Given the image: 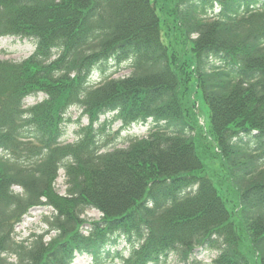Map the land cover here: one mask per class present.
Segmentation results:
<instances>
[{"label": "trees", "instance_id": "obj_1", "mask_svg": "<svg viewBox=\"0 0 264 264\" xmlns=\"http://www.w3.org/2000/svg\"><path fill=\"white\" fill-rule=\"evenodd\" d=\"M3 36L35 47L0 59V264H71L75 252L101 264L120 238L132 246L122 264H195L196 247L215 264H264V0H0ZM108 63L130 72L91 84ZM73 106L88 124L63 142ZM108 114L120 130L151 126L108 146ZM33 206L53 208L54 235L16 242ZM90 208L98 220L82 217Z\"/></svg>", "mask_w": 264, "mask_h": 264}, {"label": "rangeland", "instance_id": "obj_2", "mask_svg": "<svg viewBox=\"0 0 264 264\" xmlns=\"http://www.w3.org/2000/svg\"><path fill=\"white\" fill-rule=\"evenodd\" d=\"M34 49V45L30 41H26L24 39H18L15 37H1L0 38V58L1 59H9L20 61L31 54ZM178 50L181 52H186V58H189V51L183 46H179ZM113 74V77H121L129 73V68L126 67L125 64H120L119 66H115L113 63H108L104 70V73L95 72L93 76V80L97 81L103 75ZM44 96L39 94L37 99H41ZM194 97L196 104L199 110V123L209 125V115L208 111L204 105L202 94L200 91L195 92ZM36 100V99H35ZM27 103L32 102V98L26 100ZM111 115H107L105 117H101L100 123L103 126V123L106 124L104 127V137L103 140L107 142L108 146L116 144V146H124L126 144L127 138L132 136L142 137L146 136L150 129V123L146 124H136L132 125L128 130H121L116 134V131L119 129L120 122L115 121L111 124ZM66 118H68L65 126V132L63 136V142H72L76 140L77 133L81 126L87 124L88 119L85 116H81L80 110L76 109V107H70L67 110ZM110 118V119H109ZM108 121V122H106ZM99 125H96V127ZM200 145L202 146L199 149V154L202 157L204 169L208 174L217 171V159L213 155V146L211 142L206 137H202L200 140ZM212 157V160H208L207 156ZM54 187L57 193L65 194L66 193V182L65 175L63 169H59L58 175L56 177ZM14 190H19L18 187H15ZM52 214V210L48 207L37 206L31 208L27 214L22 218L21 222L15 226V239L18 242H23L24 244H28L32 237L35 234H45V231L49 228L46 219L48 216ZM84 219L87 220H97L100 217V213L91 208L87 209L83 215ZM53 236V233L49 235H45L44 239L47 241L50 237ZM123 242L116 245L112 250H120L123 246ZM214 255L213 253H208L204 249H197V251L193 254V259L197 261L198 264H202L204 262H208L210 258ZM11 261L14 260V257L10 258ZM171 261L170 264H172ZM112 260L107 259L103 261L102 264H114ZM72 264H90V257L87 255L77 256L75 261Z\"/></svg>", "mask_w": 264, "mask_h": 264}]
</instances>
